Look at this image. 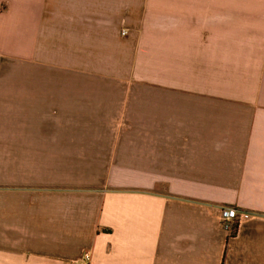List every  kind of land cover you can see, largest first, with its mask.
Here are the masks:
<instances>
[{"label": "crops", "instance_id": "1", "mask_svg": "<svg viewBox=\"0 0 264 264\" xmlns=\"http://www.w3.org/2000/svg\"><path fill=\"white\" fill-rule=\"evenodd\" d=\"M86 250L264 264V0H0V264Z\"/></svg>", "mask_w": 264, "mask_h": 264}, {"label": "built area", "instance_id": "2", "mask_svg": "<svg viewBox=\"0 0 264 264\" xmlns=\"http://www.w3.org/2000/svg\"><path fill=\"white\" fill-rule=\"evenodd\" d=\"M251 215L247 212H239L236 208L231 206H224L221 210V220L224 228L231 232L232 226L235 224L238 226V222L241 219L249 218ZM75 264H91L92 254L90 251L86 250L74 260Z\"/></svg>", "mask_w": 264, "mask_h": 264}, {"label": "trees", "instance_id": "3", "mask_svg": "<svg viewBox=\"0 0 264 264\" xmlns=\"http://www.w3.org/2000/svg\"><path fill=\"white\" fill-rule=\"evenodd\" d=\"M236 231H237V226L234 224V225L232 226V230H231L230 234H231V235H234V234L236 233Z\"/></svg>", "mask_w": 264, "mask_h": 264}]
</instances>
